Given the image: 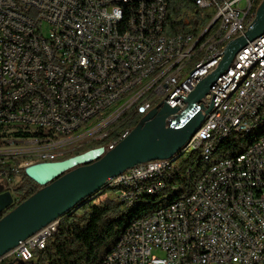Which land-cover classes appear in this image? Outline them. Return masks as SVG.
Wrapping results in <instances>:
<instances>
[{
  "label": "built area",
  "instance_id": "1",
  "mask_svg": "<svg viewBox=\"0 0 264 264\" xmlns=\"http://www.w3.org/2000/svg\"><path fill=\"white\" fill-rule=\"evenodd\" d=\"M187 1L207 20L190 25L192 31L170 34L165 26V0H0V87L9 86V94H0V120L27 119L28 127L38 128V135H22V131L0 135V178L5 180L0 184L5 190L15 197L14 185L25 168L34 164V153H42L49 161L62 160L58 151H68L73 142L84 145V140L100 142L108 151L118 140L105 141V134L121 133L122 139L132 124L128 119L124 129H103V122H115L130 104L168 84L196 46L205 45V61L189 68L181 90L153 105L178 108L173 116L183 111L197 79L206 77L208 68L224 57L225 49L214 52V42L226 39L227 45L235 34H244L236 32L235 23L248 13L249 2H257ZM208 5H216L214 14H206ZM133 7H140V15H133ZM48 15H57V22L48 23ZM163 34H170V42L159 46ZM175 46H184L183 58L164 65V56ZM263 50L264 44L238 73L221 81L212 106L221 105L226 89L237 84L243 68ZM99 51H106L105 60H98ZM145 64H152V72H145ZM100 85H108V94H99ZM24 89H38V97L18 101V91ZM201 104L205 97L197 105ZM148 111L143 109L142 114ZM259 119H264V65L235 102L221 105L218 119L208 120L200 140L208 134L227 139L233 134L230 121L255 126ZM44 122H53V129H44ZM37 138H48V145H37ZM205 146L216 147V141ZM228 151L212 156L215 170L204 166L196 175L195 195L180 200L176 208H159L134 220V229L126 239H118L102 264H264V143L244 150L243 160L237 163H227ZM201 155L205 159V153ZM167 171L165 162H160L139 175L130 173L126 181ZM164 187L150 184L141 190ZM110 192L122 206L131 201V190ZM55 232L52 224L33 243L20 241L11 256L32 259L33 252Z\"/></svg>",
  "mask_w": 264,
  "mask_h": 264
},
{
  "label": "water",
  "instance_id": "2",
  "mask_svg": "<svg viewBox=\"0 0 264 264\" xmlns=\"http://www.w3.org/2000/svg\"><path fill=\"white\" fill-rule=\"evenodd\" d=\"M263 34L264 0H261L249 28L227 43L222 61L188 95L187 107L181 113L173 116L178 108L165 103L161 109L148 111L129 135L106 152L100 146L70 158L27 166V176L40 188L20 202L0 184V260L20 241L99 194L108 179L135 165L176 156L203 122V111L208 113L212 108V102L208 107L197 104L228 69L235 54Z\"/></svg>",
  "mask_w": 264,
  "mask_h": 264
},
{
  "label": "trees",
  "instance_id": "3",
  "mask_svg": "<svg viewBox=\"0 0 264 264\" xmlns=\"http://www.w3.org/2000/svg\"><path fill=\"white\" fill-rule=\"evenodd\" d=\"M167 12L165 26L170 34L192 31L190 25L205 23L207 16L200 10H196L195 5L187 0H165ZM261 0H257L254 10ZM195 12V16L191 14ZM130 114V112L128 113ZM142 114L134 109L130 116L132 127L135 126ZM115 134V133H113ZM108 136L105 141H110L113 137ZM250 135L233 132L227 139L223 138L216 143L211 151L210 157L205 154V159L201 155L197 157L198 150L181 151L176 157L169 160L165 170L166 175H156L154 178L142 184L148 187L162 180L165 187L163 189L143 190L136 199L132 207L122 206L115 198L105 199L100 203L94 200L101 195H94L82 203L76 209L69 211L59 218V225L55 233L47 239L43 248L33 252V258L23 260L16 256H8L0 261V264H102L105 256L116 244L127 227L134 221L152 214L163 204L167 193L168 203L175 201L181 196L192 191L196 175L204 168L208 167L214 160L212 156L221 155V150L228 153H237L251 141ZM245 145V146H244ZM82 146H85L81 148ZM75 147V151L70 152L58 159H66L100 146V142H93ZM40 188L34 180L23 173L21 179L14 185V191L19 196L20 201L26 199ZM105 189V188H104ZM121 189L119 186H109L106 190L112 191ZM19 201V202H20Z\"/></svg>",
  "mask_w": 264,
  "mask_h": 264
},
{
  "label": "bare ground",
  "instance_id": "4",
  "mask_svg": "<svg viewBox=\"0 0 264 264\" xmlns=\"http://www.w3.org/2000/svg\"><path fill=\"white\" fill-rule=\"evenodd\" d=\"M256 2H249L248 4V13H244V17H241V22L235 23V30L236 32H245L247 30V24H251V13H253V20L256 15V9L254 10V5ZM167 10V4H166ZM216 12V5H208L206 6V14H214ZM133 15H140V7H133ZM57 22V15H48V23H55ZM243 35V34H235V38ZM170 42V34H163L160 35L159 39V46H166L169 45ZM264 44V34L259 36L258 38L250 41V44L247 47H243L242 52H240L239 57L233 58L231 65H229L228 69L224 71L222 75H220L213 86L211 87L209 93L205 97V104H201L205 107H208L209 104L212 102L214 103V99L218 95V90L221 88V81H228V79L232 78V75L238 73L239 69H241L242 65H245L246 61L249 60V56L253 53H256L260 47ZM226 48V39H217L214 42V52H222ZM184 53V46H175V50L168 53V55L164 56V65H174V61L177 59L183 58ZM106 58V51H99L98 52V60H105ZM206 59V46L205 45H198L196 46L195 50L189 57L186 58V65H181V71H176L175 77L172 78L168 84L161 85L158 89L150 94H144L143 101H135L128 106V112H122L121 115L115 119V122H103V129H124L128 126V119H130L131 113L134 109L138 110L140 114H142V110H151L153 109V105H157V102L163 101L167 97L173 96V94L177 93L181 90L182 84H184V79L189 77V68H196L199 67L202 61ZM219 64H214V68H208V73L206 77L212 73ZM264 65V50L258 53V56L251 58L247 66L243 68V73L240 75L239 79H237V84L233 85V87H229L226 89V96L221 97V105H228V103L235 102L238 99L239 95L243 92V87L248 86L250 82L253 81V76L260 70V67ZM145 72H152V64H145ZM205 78V77H203ZM197 79L196 85L192 89H190V93L196 88L199 82L203 79ZM189 93V94H190ZM0 94H9V86H2L0 87ZM99 94H108V85H100L99 87ZM34 97H38V89H24L18 91V101H31ZM221 105H214L212 106L211 110L205 114L204 120L201 125L198 127L196 132L192 135V137L188 140L185 147L181 150L183 152L188 150H200V152H204L205 154L210 157L212 153L211 146H205V144H214L218 141H221L223 138H217V134H208L205 137H201V132H204L207 128L208 120H215L218 119V113H221ZM183 107V110H185ZM130 112V114H128ZM145 114H142L144 116ZM141 119V118H140ZM133 127H128L126 129V134L123 135L124 139L129 133L132 131ZM44 129H53V122H44ZM22 131V135H38V128H30L28 127V120L27 119H15L14 122H7L6 120H0V135H20ZM230 132L242 133L245 135H250L252 137L251 141L244 147V150H251V147H258L262 143H264V119H259L256 121L255 126L251 125H240L239 121H230ZM113 133L105 134V139L108 136H111ZM121 133L113 134V137L110 141H116L109 145V150L114 148L115 145L122 140ZM93 143V140H87L84 142V145ZM37 145L39 146H46L48 145V138H37ZM82 146L77 145V147ZM100 147V146H97ZM71 149V148H70ZM68 151H58V158L63 157ZM244 150L237 152V153H227V163H237L244 158ZM180 151V152H181ZM177 156V155H176ZM174 156V157H176ZM173 157V158H174ZM170 159H158L153 161L144 162L138 165H135L127 170H125L120 175L110 178L107 180V183L104 185V188H108L109 186H119L121 187L120 190H131V201L128 202L125 206L132 207L138 196L142 193L141 190L142 184L149 181L150 179L154 178L156 175L154 174H144L134 178V182L126 181V178L130 175H139L140 171H144L146 169H150L151 166H158V163L165 162V168L167 167ZM49 161L45 155L42 153H34L33 155V163ZM205 170H215V159L210 163ZM162 183V180L156 181L155 184ZM198 190V176L194 180V186L192 191L188 192L187 194L181 196L180 198L176 199L175 201L162 205L159 208H176L177 204L180 203V200H187L188 195H195ZM158 208V209H159ZM156 209L155 211H158ZM154 211V212H155ZM153 212V213H154ZM138 220V219H137ZM53 224V228H58L59 220L56 219L46 226L41 228L38 232L33 234L32 236L28 237L24 240V244H31L34 240L38 239V236L47 232L48 228H51ZM131 229H134V221L127 227L124 231L120 239H126V234ZM45 243H42V246L39 248H43ZM20 246V243L17 247H15L12 251H10L6 256H11L12 253H15L16 248ZM2 260V259H1ZM0 260V261H1Z\"/></svg>",
  "mask_w": 264,
  "mask_h": 264
},
{
  "label": "rangeland",
  "instance_id": "5",
  "mask_svg": "<svg viewBox=\"0 0 264 264\" xmlns=\"http://www.w3.org/2000/svg\"><path fill=\"white\" fill-rule=\"evenodd\" d=\"M47 27L45 28V33H47ZM205 112V111H204ZM85 141H87V140H84V142ZM82 143L81 142H73L72 144H69V148L68 149H70L71 151L70 152H72V151H75L76 149H75V147H77V145H81ZM83 147H85V146H82L81 148H83ZM191 151V150H190ZM69 152V153H70ZM68 152L66 153V156L69 154ZM201 156V152H200V150H198V152H197V157H200ZM1 182H3V183H5V180L3 179V178H0V183ZM167 194L165 195V196H160V199H161V197H164V199H163V204H167L168 203V200H167V195H169L170 194V192H166ZM99 195H101V197H97V199H95L94 200V203H100V202H102L103 200H105V199H111V198H115V195H114V193L113 192H110L109 190H106V189H103L100 193H99ZM15 199H16V202H19L20 201V198H19V196H17V195H15ZM116 199V198H115ZM117 200V199H116ZM154 252L155 253H158V254H163L161 251H157V250H154Z\"/></svg>",
  "mask_w": 264,
  "mask_h": 264
}]
</instances>
